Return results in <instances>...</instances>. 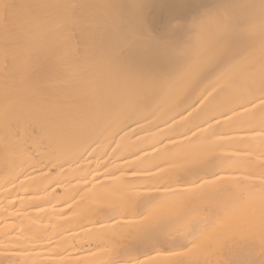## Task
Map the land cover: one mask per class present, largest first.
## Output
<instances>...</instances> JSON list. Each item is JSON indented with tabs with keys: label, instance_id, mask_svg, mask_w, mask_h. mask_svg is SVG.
<instances>
[{
	"label": "bare ground",
	"instance_id": "obj_1",
	"mask_svg": "<svg viewBox=\"0 0 264 264\" xmlns=\"http://www.w3.org/2000/svg\"><path fill=\"white\" fill-rule=\"evenodd\" d=\"M0 264H264V0H0Z\"/></svg>",
	"mask_w": 264,
	"mask_h": 264
}]
</instances>
